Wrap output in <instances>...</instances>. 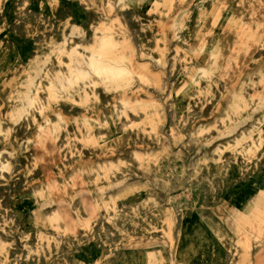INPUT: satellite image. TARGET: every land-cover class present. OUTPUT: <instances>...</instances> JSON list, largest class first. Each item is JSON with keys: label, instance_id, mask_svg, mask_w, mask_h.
I'll return each mask as SVG.
<instances>
[{"label": "rangeland", "instance_id": "obj_1", "mask_svg": "<svg viewBox=\"0 0 264 264\" xmlns=\"http://www.w3.org/2000/svg\"><path fill=\"white\" fill-rule=\"evenodd\" d=\"M251 198L264 0H0V264H264L234 219Z\"/></svg>", "mask_w": 264, "mask_h": 264}, {"label": "bare ground", "instance_id": "obj_2", "mask_svg": "<svg viewBox=\"0 0 264 264\" xmlns=\"http://www.w3.org/2000/svg\"><path fill=\"white\" fill-rule=\"evenodd\" d=\"M29 2V1H28ZM109 2V1H108ZM229 2V1H228ZM105 3H106V0H105ZM228 4V3H227ZM245 6V5H244ZM78 8V7H77ZM76 9V8H75ZM79 9V8H78ZM78 12V11H77ZM80 13V12H79ZM263 13V12H262ZM257 14V13H256ZM70 15V14H69ZM142 15V14H141ZM262 16V15H261ZM124 17V16H123ZM82 18V17H81ZM181 18V17H180ZM84 19V18H83ZM125 19V18H124ZM249 21V20H248ZM142 23V22H141ZM178 23V22H177ZM95 24V23H94ZM88 25V24H87ZM128 25V24H127ZM85 26V25H84ZM29 30V29H28ZM68 31V30H67ZM136 32H138V31H136ZM227 32V31H226ZM134 33V32H133ZM56 35V34H55ZM172 36V35H171ZM143 37H144V35H143ZM147 37V36H146ZM205 37V36H204ZM208 38V37H207ZM59 39V38H58ZM57 39V40H58ZM133 39H134V37H133ZM145 39V38H144ZM195 42V41H194ZM228 42V41H227ZM232 42V41H231ZM11 43V42H10ZM193 43V42H192ZM230 44V43H229ZM35 48V47H34ZM138 48V47H137ZM140 50V49H139ZM173 50V49H172ZM235 50V49H234ZM252 50V49H251ZM20 51V50H19ZM33 52V51H32ZM262 52V51H261ZM173 53V52H172ZM244 53V52H243ZM249 54H250V52H249ZM253 54V53H252ZM257 55V54H256ZM28 56V55H27ZM106 56V55H105ZM249 56V55H248ZM251 56V55H250ZM242 57V56H241ZM27 59V58H26ZM52 59V58H51ZM231 59V58H230ZM28 60V59H27ZM67 61V60H66ZM194 61V60H193ZM247 61V60H246ZM227 62V61H226ZM229 62V61H228ZM100 62L98 61V60H96V59H91L90 60V64L92 65V66H95V65H97V64H99ZM241 63V62H240ZM238 65H239V63H238ZM179 66V65H178ZM177 66V67H178ZM96 67V66H95ZM233 67V66H232ZM167 68H169V67H167ZM105 70V71H111V69H109L108 67H104V66H100L99 67V70ZM178 75V74H177ZM11 76V75H10ZM135 78V77H134ZM45 82V81H44ZM230 82V81H229ZM225 83H227V82H225ZM165 85V84H164ZM222 87V86H221ZM203 88V87H202ZM149 89V88H148ZM204 89V88H203ZM219 90V89H218ZM223 90V89H222ZM249 92V91H248ZM41 93V92H40ZM170 93V92H169ZM250 93V92H249ZM215 94H216V92H215ZM99 95H101V94H99ZM218 95V94H217ZM42 97V96H41ZM158 96H156V98H157ZM77 98V97H76ZM159 98V97H158ZM160 99V98H159ZM211 102V101H210ZM40 105V104H39ZM172 105V104H171ZM194 107V106H193ZM210 107V106H209ZM212 107V106H211ZM63 108V107H62ZM205 109V108H204ZM207 109V108H206ZM103 110H105V109H103ZM208 110V109H207ZM169 111V110H168ZM167 111V112H168ZM36 112V111H35ZM185 112V111H184ZM194 112V111H193ZM204 112V111H203ZM3 114V113H2ZM33 114V113H32ZM184 114V113H183ZM189 114V113H188ZM207 114V113H206ZM37 115V114H36ZM169 115V114H168ZM178 115V114H177ZM201 115V114H200ZM258 116V115H257ZM28 117V116H27ZM132 117V116H131ZM135 117H137V116H135ZM171 117V116H170ZM28 118H30V117H28ZM28 118H27V121H28ZM54 118V117H53ZM138 118V117H137ZM173 118V117H172ZM176 118V117H175ZM189 118V117H188ZM133 119V118H132ZM170 119V118H169ZM255 119V118H254ZM30 120V119H29ZM21 121V120H20ZM170 121V120H169ZM218 122V121H217ZM170 124V123H169ZM182 124V123H181ZM189 124V123H188ZM29 126V125H28ZM75 127V126H74ZM22 128V127H21ZM188 128V127H187ZM244 128V127H243ZM248 128V127H247ZM19 129V128H18ZM26 129V128H25ZM71 129V128H70ZM180 129H181V127H180ZM44 131V130H43ZM177 131H179V130H177ZM213 131V130H212ZM171 132V131H170ZM240 133V131H237V133ZM18 133V132H17ZM21 133V132H20ZM182 133H183V131H182ZM212 133V132H211ZM238 133V134H239ZM175 134V133H174ZM164 136V135H163ZM237 136V135H236ZM256 136V135H255ZM42 137V136H41ZM209 137V136H208ZM127 138V137H126ZM42 139V138H41ZM48 139H50V137H49V134H48V132H44V137H43V143H42V147H43V149H45V150H48L49 151V149H48V145L46 146V140H48ZM192 139V138H191ZM195 138L193 137V139L192 140H194ZM164 140V139H163ZM173 139H171V141H172ZM226 140V139H225ZM37 142V141H36ZM50 142V141H49ZM54 142V141H53ZM164 142V141H163ZM173 142V141H172ZM63 143V142H62ZM50 144V143H49ZM54 144V143H53ZM124 144H126V143H124ZM152 144V143H151ZM166 144V143H165ZM191 144H193L192 142H191ZM223 144V143H222ZM78 145V144H77ZM35 146V145H34ZM51 146H52V144H51ZM60 146H62V145H60ZM255 146H256V144H255ZM33 147V146H32ZM54 147V146H53ZM56 147V146H55ZM189 147V146H188ZM214 147V146H213ZM180 148V147H179ZM196 148V147H195ZM34 149V148H33ZM54 149V148H53ZM189 149V148H188ZM36 150V149H35ZM39 150V149H38ZM51 150V149H50ZM55 150V149H54ZM178 150V149H177ZM181 150V149H180ZM30 152V151H29ZM42 152H43V150H42ZM57 152V151H56ZM208 152H210L209 150H208ZM207 152V153H208ZM47 153V152H46ZM52 153V152H51ZM170 153V152H169ZM175 153V152H174ZM200 154V153H199ZM202 154V153H201ZM209 154V153H208ZM129 155V154H128ZM211 155V154H210ZM209 155V156H210ZM49 156L50 155H48V158H49ZM130 156H132L131 154H130ZM199 156V155H198ZM40 157V156H39ZM45 157H47L46 155H45ZM61 157V156H60ZM123 157H125V156H123ZM223 157V156H222ZM51 158V157H50ZM49 158V159H50ZM57 158H59V157H57ZM23 159V158H22ZM32 159V158H31ZM54 159V158H53ZM132 158H130V160H131ZM48 160V159H47ZM70 160V159H69ZM133 160V159H132ZM101 161V160H100ZM116 161V160H115ZM22 162H23V160H22ZM55 162V161H54ZM50 163V162H49ZM56 163V162H55ZM136 164V163H135ZM25 165V164H24ZM51 165V164H50ZM193 165V164H192ZM29 166V165H28ZM62 166V165H61ZM43 167V166H42ZM53 167V166H52ZM123 167V166H122ZM176 167V166H175ZM124 168V167H123ZM133 168V167H132ZM131 168V169H132ZM211 168V167H210ZM212 169V168H211ZM135 170V169H134ZM169 170V169H168ZM194 170V169H193ZM39 171H41V170H39L38 169V172ZM127 171H129V170H127ZM190 171V170H189ZM37 172V171H36ZM212 172V171H211ZM130 173H132V174H134L133 173V171L131 172L130 171ZM140 173V172H139ZM38 174V173H37ZM43 174V173H42ZM146 174V173H145ZM154 174V173H153ZM194 174V173H193ZM35 175V174H34ZM45 175H47V173L45 174ZM49 175V174H48ZM118 175V174H117ZM122 175V174H121ZM137 175V174H136ZM228 175V174H227ZM77 176H79V175H77ZM138 176V175H137ZM148 176V175H147ZM212 176V175H211ZM55 177V176H54ZM136 177V176H135ZM153 177V176H152ZM170 177H171V175H170ZM190 177V176H189ZM48 178V177H47ZM56 178V177H55ZM67 178V177H66ZM174 178V177H173ZM169 179V178H168ZM188 179V178H187ZM215 179V178H214ZM45 180V179H44ZM50 180V179H49ZM58 180V179H57ZM172 180V179H171ZM186 180V179H185ZM73 181V180H72ZM80 181V180H79ZM178 181V180H177ZM176 181V182H177ZM46 182V181H45ZM131 182V181H130ZM154 182V181H153ZM171 182V181H170ZM197 182V181H196ZM198 182H199V180H198ZM205 182H207V180L205 181ZM235 182V181H234ZM233 182V183H234ZM49 183V182H48ZM47 183V184H48ZM51 183V182H50ZM53 183V182H52ZM77 183V182H76ZM79 183V182H78ZM128 183V182H127ZM160 183V182H159ZM185 183V182H184ZM82 184V183H81ZM58 185V184H57ZM173 185V184H172ZM205 185V184H204ZM220 185V184H219ZM77 186V185H76ZM83 186V185H82ZM186 186H188V184L186 185ZM203 186V185H202ZM78 187V186H77ZM161 187V186H160ZM170 187V186H169ZM168 187V188H169ZM177 187V186H176ZM207 187V186H206ZM222 187V186H221ZM226 187V186H225ZM232 187V186H231ZM124 188V187H123ZM203 188V187H202ZM219 188V187H218ZM161 189V188H160ZM217 189V188H216ZM162 190V189H161ZM52 191V190H51ZM55 191V190H54ZM122 191V190H121ZM168 192H169V190H167ZM216 191H218V190H216ZM220 191V190H219ZM54 193V192H53ZM60 193V192H59ZM113 193V192H112ZM86 194V193H85ZM207 194V193H206ZM60 195H62V194H60ZM90 195V194H89ZM150 196V195H149ZM216 196V195H215ZM62 197V196H61ZM91 197V196H90ZM158 197H159V194H158ZM207 197V196H206ZM55 198V197H54ZM60 198V197H59ZM59 198H57V201H58V208H59V213H60V216H61V218L65 221V223L69 226V228H71V229H75V224H74V220H73V218H72V216H71V212L69 211V208H68V206H67V204L65 203V202H62V201H59ZM80 199L82 198L81 196L79 197ZM163 198V197H162ZM106 199H107V197H106ZM186 199H188V197L187 198H185V200ZM255 198H251L248 202H247V204L245 205V209H244V211H242V212H237L235 215H234V219H235V221H236V223L239 225V226H241L242 227V230H243V232L244 233H242V234H244V238H243V243L244 244H246L247 243V241H248V236H249V234L251 235V234H253V232L254 233H256V234H260V233H263V231H264V210L261 208V207H257L256 208V200L254 201V203L252 202L253 200H254ZM83 203H84V206L88 209V211L90 210V211H92L93 210V204L91 203L92 202V200H91V202L89 201V199L87 198V196L86 197H84L83 196ZM82 200H81V202H82ZM163 200V199H162ZM210 200V199H209ZM54 201V200H53ZM57 201H55L56 203H57ZM172 202V201H171ZM203 203V202H202ZM131 205V204H130ZM168 206H170L169 204H168ZM209 206V205H208ZM190 207V206H189ZM46 210V209H45ZM57 210V209H56ZM49 211V210H48ZM190 211V210H189ZM45 212V211H44ZM87 212V211H86ZM144 212V211H143ZM48 213V212H47ZM83 214V213H82ZM89 214V213H88ZM95 214H96V212H95ZM7 215V214H6ZM150 215V214H149ZM180 215H181V213H180ZM187 215V214H186ZM123 216V215H122ZM107 217V216H106ZM132 218V217H131ZM154 219V218H153ZM155 219H156V217H155ZM101 220V219H100ZM103 220V219H102ZM177 220V219H176ZM125 221V220H124ZM103 224V223H102ZM117 224V223H116ZM126 224V223H125ZM105 225V224H104ZM121 225V224H120ZM128 225V224H127ZM88 226V225H87ZM96 226V225H95ZM94 226V227H95ZM125 226V225H124ZM7 228V227H6ZM85 228V227H84ZM106 228V227H105ZM79 229V228H78ZM137 229V228H136ZM77 230V229H76ZM96 230H97V228H96ZM103 230V229H102ZM130 230V229H129ZM78 231V230H77ZM77 231H76V233H77ZM196 231H197V226H196V224L194 223V222H192L191 220H185V221H183L182 220V222H181V224H180V233H179V240H178V244H177V249H176V255L178 256V254H179V249H178V246L182 243V240H183V238L184 237H186V238H188V240H190V244L192 245V242H193V240L194 239H192V237L194 236V234L196 233ZM160 233V232H159ZM96 234V233H95ZM98 234V233H97ZM102 234V233H101ZM246 234H248V236H246ZM2 235V234H1ZM78 236V235H77ZM95 236V235H94ZM93 236V237H94ZM102 236V235H101ZM109 236H110V234H109ZM99 237V236H98ZM111 238V237H110ZM80 239H81V237H80ZM84 239V238H83ZM99 239V238H98ZM104 239V238H103ZM100 240V239H99ZM108 240V239H107ZM37 241V240H36ZM71 242V241H70ZM102 243V242H101ZM72 244V243H71ZM170 244V243H169ZM226 244V243H225ZM68 245V244H67ZM97 245V244H96ZM104 245V244H103ZM159 245V244H158ZM77 246V245H76ZM217 247V246H216ZM45 248V247H44ZM154 251H156V250H154ZM190 252V250L186 253V255L184 256V258L185 257H188L187 255H189L188 253ZM223 253H225V252H223ZM246 255H247V251H246V249H245V246L243 247V249H242V251H241V253H240V258L243 260V259H245V257H246ZM259 255H261V254H259ZM56 256V255H55ZM59 256V255H58ZM170 256V255H169ZM37 257V256H36ZM35 257V258H36ZM168 257V256H167ZM4 259V258H3ZM17 262H18V260H17ZM147 259L146 258H144L143 260H141V261H139V262H135V263H133V264H147ZM12 263V262H11ZM129 264V263H128ZM132 264V263H131Z\"/></svg>", "mask_w": 264, "mask_h": 264}]
</instances>
